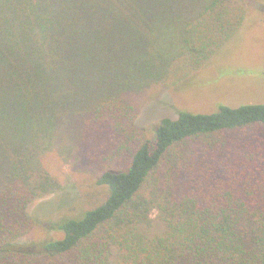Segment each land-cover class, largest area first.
Masks as SVG:
<instances>
[{"label":"trees","instance_id":"16d2710c","mask_svg":"<svg viewBox=\"0 0 264 264\" xmlns=\"http://www.w3.org/2000/svg\"><path fill=\"white\" fill-rule=\"evenodd\" d=\"M246 2L0 0V264H264V104L135 125ZM72 144L104 191L44 227L30 208L62 185L42 159Z\"/></svg>","mask_w":264,"mask_h":264},{"label":"rangeland","instance_id":"374dc122","mask_svg":"<svg viewBox=\"0 0 264 264\" xmlns=\"http://www.w3.org/2000/svg\"><path fill=\"white\" fill-rule=\"evenodd\" d=\"M246 4V17L238 33L209 65L140 110L135 125L147 138H152L154 125L164 118L177 119L180 111L214 114L220 106L264 104V0ZM76 124L78 132L67 128V137L79 136L83 128L81 118ZM60 148L61 153L54 150L42 160L58 178L62 190L48 199L37 200L30 208V216L44 227L93 208L104 191L89 174L83 152L77 146ZM156 215V209L150 208L148 218L155 219Z\"/></svg>","mask_w":264,"mask_h":264}]
</instances>
